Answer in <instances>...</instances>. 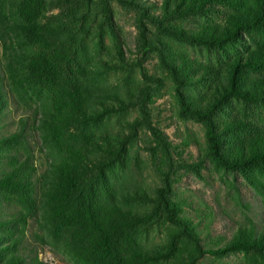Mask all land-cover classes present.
Wrapping results in <instances>:
<instances>
[{"label": "trees", "instance_id": "obj_1", "mask_svg": "<svg viewBox=\"0 0 264 264\" xmlns=\"http://www.w3.org/2000/svg\"><path fill=\"white\" fill-rule=\"evenodd\" d=\"M107 1L104 0L103 8L106 6L108 11ZM115 1L135 11V24L139 38L143 40L141 46L156 49L161 68L175 83L182 116L204 126L206 147L212 159L226 169L240 172L249 168L263 169L264 128L249 129L243 141L226 147L222 134L226 129L235 130L239 120L218 122L217 112L231 97L264 104V0H162L159 13H155V2ZM216 5L226 9L221 24H200L189 29L174 23V20L192 14H205ZM2 15L6 17V14L0 13V38L3 40L0 121L7 105L3 78L7 72V75L16 73L15 63L21 59L17 53H7L10 43L3 37L12 30L24 36L32 47L28 57L20 60L26 62V73L53 93L52 110L48 117L38 116V120L57 159L54 162L47 159L46 166L37 174L26 129L27 118H19L20 126L10 132L2 133L0 125V264H48L38 256L36 243L29 239V219L36 224V230L31 233L34 240L58 245L86 264H149L164 253L133 245L134 231L145 217L123 207L107 187L104 190L98 188L103 171L119 160L125 139L115 148L101 147L80 130L87 121V106L94 92L79 81L70 59L63 55L61 45L52 40L57 37L58 27L41 24L37 13L31 10H20L21 21L16 28H12ZM147 22L160 34L185 43L222 48L238 42L244 49L231 58L224 81L215 85L214 96L194 102L186 98L182 88L191 80L187 76V67L195 65L193 71H196L201 65L188 59L172 58L163 46L164 42L160 41L159 47L148 37ZM245 39H250L255 46L244 44L242 40ZM142 73L149 81L128 99L116 97L117 108L136 107L140 117L134 122L150 131L154 148L168 152L170 140L163 130L152 124L148 105L156 94L160 79L145 70ZM111 108L106 110H115ZM37 111L34 109L36 115ZM171 193L167 181L156 188L154 196L145 191H135L131 196L151 203L149 217L171 224L167 251L175 254L181 248L179 264H196L207 252L225 254L237 249L248 252L251 259L264 264V222L248 219L238 222L229 236H210V213L206 215L204 228H200V221L183 213L186 202ZM6 204L14 205L7 214ZM205 236L208 240L202 242Z\"/></svg>", "mask_w": 264, "mask_h": 264}, {"label": "rangeland", "instance_id": "obj_2", "mask_svg": "<svg viewBox=\"0 0 264 264\" xmlns=\"http://www.w3.org/2000/svg\"><path fill=\"white\" fill-rule=\"evenodd\" d=\"M147 1L155 2V13L160 12L162 0ZM107 3L108 11L106 6L103 8L104 0H0V13L6 14V17L2 16L12 28L21 21L20 10L34 11L41 24L58 27L57 37L52 40L61 45L63 55L70 59L79 81L94 92L87 106V121L80 130L101 147L109 145L115 148L120 140L125 139L119 160L103 171L98 188L104 190L107 187L123 207L145 217L134 231L133 245L150 252L164 253L149 264H179L181 248L175 254L167 251L171 224L149 217L151 203L132 199L131 194L145 191L154 196L156 188L168 181L172 196L186 202L183 213L200 221V228H204L206 215L210 213L209 235L229 236L238 222H247L248 219L264 222V168L240 172L226 169L212 159L206 147L204 126L197 120L182 116L175 83L161 68L156 49L141 46L143 40L139 38L135 24V11L122 7L115 0ZM225 11L224 6L216 5L205 14H192L176 19L174 23L189 29L200 24H221ZM146 27L148 37L159 47L160 41L164 42L161 44L172 58L188 59L201 65L196 71H193L195 65L187 67V76L191 80L182 88L186 98L194 102L214 96L215 85L224 81L231 58L244 49L238 42L222 48L189 44L160 34L149 22ZM3 39L10 43L7 53H17L18 58H27L32 51L19 32L11 30L4 34ZM2 41L0 38V57L3 56ZM242 41L255 46L250 39ZM20 60L15 63L16 73L7 75V72L3 78L7 105L0 121L1 132L16 130L20 126L19 118H27L28 140L37 166L36 173L39 174L47 159L50 162L57 159L38 120V116L48 117L52 110L53 93L46 85L30 79L25 71L26 62ZM143 70L160 79L157 80L156 94L148 105L152 124L163 130L170 140L168 152L154 148L150 131L134 122L140 117L136 107L127 110L117 108L119 102L116 97L128 99L149 81L143 76ZM107 107L115 110L107 111ZM34 109H38V115ZM233 119L239 120V126L223 132L226 147L243 141L249 129L264 128V104L231 97L217 112V120L224 123ZM13 206L5 205L6 214ZM27 229L29 239L36 243L38 256L48 264H86L58 245L34 240L31 233L36 230V224L33 219H29ZM207 240L205 236L202 242ZM181 245L182 241L179 242ZM196 264L260 262L251 259L248 252L237 249L225 254L207 252Z\"/></svg>", "mask_w": 264, "mask_h": 264}]
</instances>
